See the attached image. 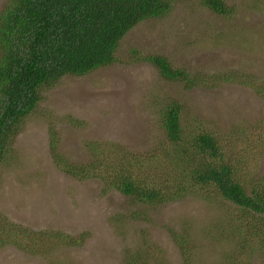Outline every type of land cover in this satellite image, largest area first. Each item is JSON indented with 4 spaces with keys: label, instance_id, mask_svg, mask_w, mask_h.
I'll list each match as a JSON object with an SVG mask.
<instances>
[{
    "label": "rangeland",
    "instance_id": "obj_1",
    "mask_svg": "<svg viewBox=\"0 0 264 264\" xmlns=\"http://www.w3.org/2000/svg\"><path fill=\"white\" fill-rule=\"evenodd\" d=\"M171 1L167 15L141 22L121 40L119 62L43 90L0 166V222L43 235L31 252L0 247V264H128L138 254L183 264L173 233L184 236L192 264H229L224 255L240 253L234 236L241 213L233 204L201 193L138 201L105 190L97 178L79 181L60 172L51 156L54 130L59 152L76 164L93 162L88 147L94 144H114L136 156L158 151L164 137L159 109L171 100L180 102L191 127L207 131L224 134L264 120V101L245 83L264 85V0H223L234 8L229 18L200 0ZM148 55L166 57L173 68L211 83L185 90L166 82L143 60ZM263 149L241 164L248 180L264 182ZM262 254L257 248L251 264H261Z\"/></svg>",
    "mask_w": 264,
    "mask_h": 264
},
{
    "label": "trees",
    "instance_id": "obj_2",
    "mask_svg": "<svg viewBox=\"0 0 264 264\" xmlns=\"http://www.w3.org/2000/svg\"><path fill=\"white\" fill-rule=\"evenodd\" d=\"M171 2L5 0L0 10V166L8 159L15 138L39 104L43 90L66 76L82 77L119 62L121 40L141 22L167 15ZM200 3L219 16L229 18L234 14V8L223 0ZM143 60L164 81L179 83L185 90L211 83V79L173 68L161 55H148ZM245 83L264 101V85ZM159 116L164 137L158 151L136 156L114 144H94L88 147L93 162L76 164L59 152L54 130L50 138L53 162L60 172L76 180L97 178L106 184L105 190L115 188L138 201H175L201 193L233 204L241 213H236L242 222L236 225L234 236L240 253L237 257L234 252L226 253L223 260L229 264H237L238 260L251 264L255 250L264 249V182L248 180L242 165L245 158L264 147V120L253 125L240 123L232 129L231 126L224 134L207 131L191 127L176 100L164 103ZM160 166L162 170L152 171ZM42 235L22 224L0 222V247L12 245L31 252ZM173 240L183 252V264H192V258L186 255L191 248L184 236L173 233ZM69 241L76 243L78 239L69 237ZM261 259L264 264V254ZM128 264L163 263L154 255L138 254ZM213 264H218L217 259Z\"/></svg>",
    "mask_w": 264,
    "mask_h": 264
}]
</instances>
